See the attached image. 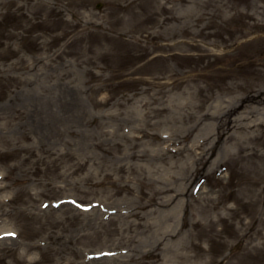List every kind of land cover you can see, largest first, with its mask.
<instances>
[{
  "label": "rangeland",
  "instance_id": "1",
  "mask_svg": "<svg viewBox=\"0 0 264 264\" xmlns=\"http://www.w3.org/2000/svg\"><path fill=\"white\" fill-rule=\"evenodd\" d=\"M219 100L235 109L210 131ZM247 119L264 121V0H0V264H264V129L232 144ZM158 188L181 201L143 208Z\"/></svg>",
  "mask_w": 264,
  "mask_h": 264
},
{
  "label": "bare ground",
  "instance_id": "2",
  "mask_svg": "<svg viewBox=\"0 0 264 264\" xmlns=\"http://www.w3.org/2000/svg\"><path fill=\"white\" fill-rule=\"evenodd\" d=\"M139 82L145 83L146 81L145 80H143V81L141 80ZM171 86L172 87H170V89H174L175 88L174 85H171ZM189 89L191 90V88H189ZM170 92H172V91H170ZM187 92H189V91L185 90L182 93L186 94ZM197 92L203 93V87L202 86H199V84H196V86L194 88V94H197ZM231 101H233V99ZM231 101L224 102L223 100H219L218 103L216 102L215 105L212 106V109H214V113H211V111L209 110L208 112L203 113L198 119H203V120H206L207 121V123H205V125H204V127L206 129H208L210 131H214L216 129L219 130V127L220 126H219V124L216 121L219 118H221L220 114L221 113H224L222 115L229 116L232 113V111H234V109H235V106H233V102H231ZM188 102H189L188 99L187 98H184L183 101H182V103H181V105L182 106H187L188 105ZM227 102H228V105H225L224 103H227ZM102 103L106 105L108 103V101L105 100ZM156 104L158 106V103H156ZM147 105L148 104H146L145 102L142 103V107H145L146 108ZM194 107L196 109L198 108V112L199 113H201L203 111L202 110V108H203V105L202 104H199V105L194 104ZM227 109H229V110H227ZM160 111H165V109L164 108H161ZM246 113H248V112H244V114H246ZM115 115L116 116H121L120 113H118V112H116ZM195 115L196 114H190V117L189 118L190 119H193L194 117H196ZM194 120L197 121V119H194ZM220 120H222V119H220ZM249 120L252 121L251 119H249ZM249 120L247 119L245 121V127H243V129H246L248 132L244 136L239 137V139H234V141L232 142V144L234 143L233 146H237L238 144L241 143V145L245 148V151H247V150L250 149L248 147V142L257 141L260 144H262V141L261 140L263 139V137L262 136H259V135L258 136L256 135V136H253V137H250V135L255 134V132H257V130L264 129V121L254 120L250 124L249 123ZM153 125H155V124H153ZM249 129H253L251 134L249 132ZM143 137H145V138L147 137V133L144 132L143 130H140V134L138 136H135L136 139H140V138H143ZM199 138L200 139L194 140L195 142L192 144V147L190 148V152H191V154H195L197 157H199V159L200 158L203 159V158H206L207 156H209V158H207L205 160V162H208V160L211 159L212 158V155L214 154L211 151L215 150V148H216V146L218 144L213 145L212 144V141H211V138L212 137H209V136H207V137L204 136V138H202V140H201V137H199ZM241 140H242V142H240ZM196 141H198V144H197ZM244 143H245V146H244ZM185 149L186 148H181L180 147L178 149L176 155H179L181 153L183 154L185 152ZM228 153H229V151H228ZM210 154H211V156H210ZM132 157L133 158H136V159H140V156H138V155H133ZM243 157L244 158H248L247 154L245 156H243ZM225 159H226L225 157L222 158V159H219L217 163L223 162V161H225ZM194 162L197 163L198 161L195 160ZM122 168H124V167L121 166L119 168V170L121 171ZM261 174H262V176L260 178L256 177V179H255V180H258L257 181L258 184H256V187H258L259 184H261V183L264 182V171H262ZM246 188H249V187L246 186ZM245 192L246 191L244 190V188L242 187V185L240 183H238L237 184V189L234 192L235 197H237V200H239L241 202H245L244 201V199H245ZM142 195H143V193H142ZM162 195H163V199H161V196ZM179 195L180 194L176 193L175 191H173L172 189H169V188L159 189L157 192H154L153 194H149L148 193V194H144L143 195V198H145V200L146 201H149L151 204L150 205H147L148 204L147 203L146 205H143L142 207L145 208V207H151V206H161L162 204L167 205V204L173 203L176 199H181L180 198L181 196L179 197ZM160 200H163V201L166 200V201H164L161 204L159 202ZM182 202H184V201H182ZM186 204L187 203H184L183 205L186 207ZM218 205H219L218 203L215 204V207H218ZM227 209L228 210H231V208H227ZM128 217L139 218L140 217L139 210L131 211L129 213ZM219 219L221 221L222 220H224V221L227 220V218L224 215H222ZM167 220H169V215L167 217ZM184 224H185V222H184ZM193 225L194 226H202V227H205L206 226L205 224H203L201 221H199L197 219L193 222ZM143 226L145 227V224H143ZM141 227H142V223H139L138 224V228H141ZM170 235H171L172 238L175 237L174 234H170ZM196 247L203 249V247L201 245H199V244H196ZM186 257H188V256H186Z\"/></svg>",
  "mask_w": 264,
  "mask_h": 264
}]
</instances>
